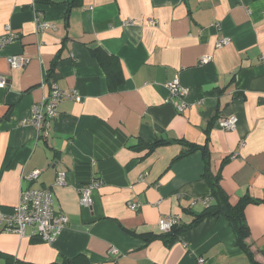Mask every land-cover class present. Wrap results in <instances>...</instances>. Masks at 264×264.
Wrapping results in <instances>:
<instances>
[{
    "label": "crops",
    "instance_id": "1",
    "mask_svg": "<svg viewBox=\"0 0 264 264\" xmlns=\"http://www.w3.org/2000/svg\"><path fill=\"white\" fill-rule=\"evenodd\" d=\"M39 21L51 27L39 31ZM9 28L18 38L3 46ZM96 49L122 65L115 92ZM14 56L21 67L8 62ZM0 76V209L12 211L30 186L51 190L69 219L53 243L32 237V227L24 238L0 228V264H252L223 217L169 244L161 237V219L189 225L205 199L214 203L205 156L174 161L185 149L179 141L207 147L209 171L232 204L251 200L247 244L264 264V0H0ZM176 78L187 93L182 114L167 102ZM52 85L76 98L62 101L39 137L28 119ZM229 117L236 128L223 131L219 121ZM61 174L66 185L55 186ZM97 181L83 206L82 188Z\"/></svg>",
    "mask_w": 264,
    "mask_h": 264
},
{
    "label": "built area",
    "instance_id": "2",
    "mask_svg": "<svg viewBox=\"0 0 264 264\" xmlns=\"http://www.w3.org/2000/svg\"><path fill=\"white\" fill-rule=\"evenodd\" d=\"M35 3L46 0H33ZM37 29L39 31L48 29L51 27L49 23L38 22ZM154 24V23H152ZM17 35L11 33L9 28L8 35L1 39L3 46L13 43L17 39ZM230 40L227 38L221 39L217 43V47L221 48L229 44ZM210 58H204L203 63H208ZM8 62L12 67H21L23 61L20 57L14 56L8 59ZM7 80L0 76V88H6ZM169 90V99L167 102L173 103L177 111L182 114L187 109V103L185 97L186 91L181 87L178 78L167 84ZM67 97L76 98L74 92L71 96H68L65 91L59 88L57 85H52L49 94L43 99L42 102L34 105L32 108V114L28 119L29 123L33 124L39 133V137H47L48 129L51 122L57 119L59 115V106L62 101ZM237 119L235 117L223 118L219 121V127L223 131L235 130ZM40 176V171L36 170L27 175H23L22 180L25 184H32ZM66 185L65 176L59 175L55 181V186ZM100 182H93L89 186L82 188L81 192V204L83 206H90V193L98 187ZM205 206H209V199L203 201ZM140 204L131 202L128 207L132 211L139 209ZM69 223V219L62 213H58L54 207V200L52 192L49 189H32L30 186L23 189L21 192L19 204L10 212H4L0 209V228L3 231L16 233L20 237H26V231L29 227H32V237L38 238L46 243H53L60 234L65 230ZM179 224V220L176 217L163 218L159 221V227L162 234L170 232V230ZM112 264H118L113 262Z\"/></svg>",
    "mask_w": 264,
    "mask_h": 264
},
{
    "label": "trees",
    "instance_id": "3",
    "mask_svg": "<svg viewBox=\"0 0 264 264\" xmlns=\"http://www.w3.org/2000/svg\"><path fill=\"white\" fill-rule=\"evenodd\" d=\"M80 3L81 0H70L71 6ZM60 53L61 52H59L51 64L50 70L48 72V79H52L56 73L57 65L60 60ZM91 53L97 59L106 74L109 90L111 92L117 91L118 88L125 83L123 69L119 59L113 55L107 54L101 49L93 50ZM162 143L168 144L169 142L162 141ZM179 143L183 144L185 149L174 159V161L187 157L196 152H202L205 156V171L203 173V178L206 179L210 186L211 198L214 203L206 207V209L201 213L196 214L194 221L191 224H177L170 230V232L162 234L161 237L167 244H169L177 239L182 233L198 226L201 222H203V220L207 218L223 217L229 222L235 233L237 246L244 254L247 255L252 264H260L255 260L254 254L247 244V240L250 237V230L247 225L244 212L246 206L251 202V200L248 197H244L239 199L235 204H232L229 195L223 190L221 186L220 175L214 176L209 171V153L207 152V147H203L194 143H188L186 141H179ZM159 144L160 143L156 142L153 145H149L148 147L150 152H153ZM62 264H79V257L72 260L66 259Z\"/></svg>",
    "mask_w": 264,
    "mask_h": 264
}]
</instances>
